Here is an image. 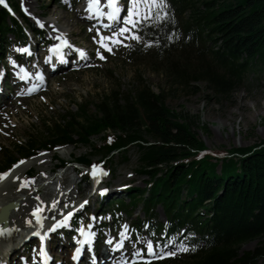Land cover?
<instances>
[{"label":"trees","instance_id":"trees-1","mask_svg":"<svg viewBox=\"0 0 264 264\" xmlns=\"http://www.w3.org/2000/svg\"><path fill=\"white\" fill-rule=\"evenodd\" d=\"M167 3V18L145 26L143 36L152 44L146 55L171 83L187 89L204 80L216 95L228 98L249 72L264 71V0ZM8 32L24 36L19 23L0 8V33ZM137 83L123 99L118 91L103 95L93 113L79 104L75 114L63 117L64 124H45L40 137L17 151L26 156L39 144L50 149L72 143L92 150L75 158L91 164L94 154L117 152L127 159V148L134 144L141 154L137 171L150 180L146 188L128 189V205L141 202L153 212L161 204L171 229L188 225L205 242L200 247L190 239L191 253L182 264H256L264 258V140L258 149L257 144L235 148L213 161L212 155L200 154L205 146L192 128L197 116L168 109L164 91ZM123 205L128 207L125 199L118 203ZM253 239L260 241L256 248L240 251Z\"/></svg>","mask_w":264,"mask_h":264},{"label":"rangeland","instance_id":"rangeland-1","mask_svg":"<svg viewBox=\"0 0 264 264\" xmlns=\"http://www.w3.org/2000/svg\"><path fill=\"white\" fill-rule=\"evenodd\" d=\"M17 1L23 15L38 29H43V35L38 37V34H36L37 36L34 37V40L30 39L34 44L33 47L39 45L41 49L40 42L44 38L53 36L48 31L49 28L51 26H61L67 30L73 41L86 46L91 52V61L86 65L74 66L69 71L58 74L57 80L55 79L56 76H53L44 92L38 96L16 98L17 104L20 106L16 115H12L14 109L11 105L6 107V115H1L0 118V127L5 123L11 129L0 134V165L5 162L8 156L19 158L16 151L17 145L27 146L29 139L40 137L45 128V121L50 123L58 121L64 124V115L67 113L75 114L77 111L75 103L86 105L89 112L93 113L95 111V103L103 95L118 91L120 95L122 94L120 98L123 99L124 95L129 91L133 92L138 88V80L143 81L144 84L156 92L164 91V104L168 109L180 111L187 117L197 116L192 128L199 139L202 140L208 152L224 155L228 150L235 148L252 147L254 144H257L254 149L261 147V141L264 140V71L261 73L256 71L249 72L244 83L230 92L228 98L216 95L204 80L192 82L191 84L195 89L193 87L184 89L171 83L167 78V74L162 69L156 70L155 66L147 59L135 58L133 60L129 58L128 50L136 48L142 40L128 39L124 43L129 45L128 47L122 44L113 48L111 52L102 48L97 43L99 37L93 26L90 24V27L83 28L80 19L74 12L73 8L78 6L81 0L70 2L66 0H29L27 6L24 5L23 0ZM124 15H126V12ZM74 19L75 22L72 21ZM43 21L51 22L49 26L42 24L43 27H41ZM71 22L74 24H71ZM115 29H111V31L103 33V35L110 36L112 30ZM46 32L49 34L46 35ZM27 35L28 39L25 43L30 42L29 38L32 33L27 31ZM93 37H96V40ZM8 39L15 42L12 35H8ZM97 49L100 50L105 59H100L97 56ZM15 50L16 45L11 43L6 47L5 51L11 55ZM9 62H13V58ZM63 82L64 84H62ZM62 90L63 92H61ZM22 94L24 93L20 95ZM202 125L206 127V130L201 128L203 127ZM92 141L98 143L100 138L93 137ZM68 150L70 154L60 153L61 151L68 152ZM90 150L88 146L66 145L48 152L42 151L37 155L48 153L57 155L61 160H68L69 158L73 160L80 154L88 153ZM238 155L234 154L233 156L238 157ZM128 156V160L125 161L119 155L114 154L111 157L113 164L109 166L111 177L105 175L103 178V181H107L109 186L116 190L119 189L118 191L127 185L142 188L147 179L146 176L135 172L139 164L138 151L131 148ZM94 158H97V156ZM58 163L59 160L52 157L42 164L53 167ZM34 169L37 174L35 177L30 178L31 181H35L40 176L47 174L46 171L42 172L37 164H35ZM70 169L71 166L66 165L63 170L70 171ZM9 170L12 169L10 168ZM215 172H220L219 166L216 167ZM72 174H69V177ZM74 181H79V178L75 177ZM79 188L83 194L91 191L85 182L80 183ZM63 190L61 189L60 191ZM72 192L75 194L74 190ZM55 194L54 192L53 195L55 196ZM122 195V193L119 194L118 192L115 197H121ZM94 199L93 197L91 202ZM81 204L82 202L78 203L77 206ZM98 205V203H92L88 208L91 211H95ZM157 214L158 221L164 222L165 216L160 207L157 208ZM79 215L80 218L84 217L82 210H80ZM144 217L142 207L138 206L133 210L130 218L125 220V224L129 223L130 220L139 221ZM100 220L106 222L110 219L107 216L96 218L97 222ZM108 229V227L103 228L105 231ZM150 235H152L150 232H144L141 239L138 236L133 243L136 244L140 240H150ZM171 239L176 241V237L172 236ZM257 245V241H248L241 245L240 250L249 251ZM182 248L183 246H179L175 253L182 252ZM178 259L175 261L171 260V262L169 260L168 264H179L184 259V256ZM258 264H264V260H259Z\"/></svg>","mask_w":264,"mask_h":264},{"label":"snow or ice","instance_id":"snow-or-ice-1","mask_svg":"<svg viewBox=\"0 0 264 264\" xmlns=\"http://www.w3.org/2000/svg\"><path fill=\"white\" fill-rule=\"evenodd\" d=\"M0 4H4V0H0ZM168 8L167 0H126L125 6L122 9L119 0H104V3H101V0H88L86 13L88 14V18L91 19L93 17H96L97 19L106 17L108 21H111V24H104L103 27L105 29H113L114 25L116 26L115 30H112V34L110 36L103 35L100 31V29H97V35L99 39L97 40V43L104 48L105 50L111 52L112 48L109 45V41L112 45H120L123 44V40L120 39L123 37L124 39H134L136 41L141 40V36L139 35L140 29L146 25L150 24L153 21H160L162 19L167 18V11ZM106 9V10H105ZM126 10V15L121 17L122 11ZM39 23V21H37ZM122 25V26H121ZM41 27L43 25L41 24ZM91 31V29H90ZM127 34V35H126ZM57 39L60 41L59 44L54 45L52 48L49 49L50 52H55L57 55L61 54V48L63 47H74L69 43V41L64 37V34L61 33L60 36L57 37ZM94 40H96V37H93ZM125 47H128L129 45L124 44ZM19 52L27 53V48H20L17 49ZM76 51L79 53L81 57H86V53L82 49H76ZM97 56L100 59H105V57L101 54L100 50L97 49ZM15 63V62H13ZM21 72L23 73L22 76H20L21 79H25L28 75V73L21 68ZM42 79V77H40ZM35 90V86H33V89L30 91ZM25 161H19L18 165H14V167H18L19 164H23ZM11 170L9 172L0 173V180L5 179L9 176ZM99 174L107 175L106 172L103 171V169L99 168L98 165L92 166V175L93 177H96ZM15 180L20 181L19 187L25 188L30 185V183L34 182L31 180H25L20 177H14ZM107 189L101 190V195L106 192ZM37 199H39L37 197ZM86 203V202H85ZM43 211L42 208L39 206L33 210V216L36 217L37 223H40L42 217L39 215V213ZM68 216H71V213H68ZM31 223V221H29ZM64 223H67V217H65ZM56 227H59V225H56ZM91 227V225H89ZM126 228L125 226V232H121L120 235L126 237ZM54 228L49 229V231H54ZM13 229L2 227L0 226V236H7L10 235ZM81 236L84 237L82 240L77 241L78 247L76 248V254L73 255V259H76L81 251L80 245L84 244H91L93 233L86 232L84 228L79 229ZM46 235V234H45ZM44 240V236H41V241ZM109 244H112V241H108ZM146 248V254L147 259L145 258L144 252L141 250H136L134 253V257H138L140 260L144 261V264H150V260L155 259H162L166 256H173L175 255L174 252L166 251V245H160L159 243L156 244L154 247L153 242L151 240H147L143 242ZM117 247H123V241H119L116 245L113 246V250ZM156 249H159L157 251ZM181 250L187 251L186 248H182ZM39 255L42 260V264H47L48 260L51 259V257L48 256L47 252L44 249L43 243L40 247ZM120 264H128L126 260H122ZM133 264H135V259L133 260Z\"/></svg>","mask_w":264,"mask_h":264},{"label":"bare ground","instance_id":"bare-ground-1","mask_svg":"<svg viewBox=\"0 0 264 264\" xmlns=\"http://www.w3.org/2000/svg\"><path fill=\"white\" fill-rule=\"evenodd\" d=\"M23 2L25 4V6H27V3L29 2V0H23ZM80 9L78 7H74V12L76 13L77 16H80L79 15ZM83 19H84V21H81L80 23H81L82 27L84 28L88 24L87 21L89 20V18H88V16H85ZM51 21H48V22L43 21L42 24L49 26ZM72 21L75 22V19ZM71 24H74V23L71 22ZM54 27L57 28V26H51L48 31L52 35H54V34L58 35V31H56V28H54ZM57 30L60 31V29H57ZM46 35H48L47 32H46ZM122 40H123V44H124L126 42V40H128V39H124L122 37ZM109 45L113 49L115 47L121 46L122 44L112 45L111 42L109 41ZM86 62L87 61H85V64H86ZM42 63L43 62L41 61L40 64H42ZM71 67H72V65L69 68L71 69ZM69 68L67 66L66 68L57 69V72L55 75L56 77L54 76L55 79L57 80L58 74L63 73V72H67L69 70ZM62 84H64V82ZM61 92H63V90ZM79 104L80 103H75V107L78 108ZM8 105H11L14 109L12 111L13 112L12 115H16L18 113V108L20 106L14 101L13 98L8 99V101L6 102V106H8ZM3 113H5V110L2 111L1 115H3ZM1 115H0V118H1ZM10 129H11L10 126L5 125V123H3L0 127V134L5 133L6 131H8ZM39 145L34 149L35 153L39 154L42 151L48 152V149L42 147L41 145L39 146ZM66 151H61L60 153L61 154H65V153L70 154L69 150H68V152H66ZM54 155L55 154L42 153L41 155L33 156V157H31L32 159H28L25 161V163L20 164L18 167H16V169H14L12 171V172H14L13 175L9 174L8 177H6L3 180H0V205L5 204V203L12 201V200H15L19 203L18 208H16V210L15 209L11 210L8 214L7 228L13 229L11 234L8 235L9 241L14 242L15 237L22 238V239L29 238V237L31 239H33V236L37 237L35 232H38L39 229L31 230V232H29L26 227H29L27 225L29 223V221H31L33 223L32 213H33V210L36 209L38 206L40 208L44 207V208H42L43 209L42 212L44 215L46 213L47 218H51L53 215H55V216L61 215L62 212H59L58 209L53 206V202H50L48 200L52 196L53 190L49 187V185H45V184L42 185L43 182L47 179L46 176H40L39 180H36L35 182L30 183V185L28 187H25V188H20L19 187L20 181L14 179V177H20L22 179H25V174L27 172V169L33 164H37L39 166V169L42 171L51 170L52 166H44L42 163L50 160L52 158V156H54ZM28 156L29 155H26L27 158H29ZM63 175H65V174H63ZM65 182H67V181L65 180L63 182V185H66ZM39 189L42 192L41 196H39L37 193ZM71 190H72V187L63 192L64 198L62 199V201H65L67 206L71 204V201L73 199V194H72ZM58 192L59 191H56V194ZM37 197L39 199H37ZM63 213H65V212H63ZM64 220L65 219L62 218L60 221H58L54 225V229L57 228L56 225H61L62 223L64 224ZM36 226H38L39 228H45L44 227L45 225H43L42 223L40 225L36 224ZM51 226H52V224L47 226L48 230L51 229L50 228ZM32 231H35V232H32ZM50 233H52V231H50ZM52 235H53V238L51 237V235H49V238H48V241L46 242V244L49 247H53L52 244L55 242V244H57L59 247H61L63 243L56 236L55 232ZM126 237H127L126 239L124 237H120V239H119V241H123L124 246H125L124 247V257L133 254L135 252V249H136L135 245L129 246V244H128L129 237L128 236H126ZM36 239L37 238H35V240ZM6 241H8V240H6ZM3 244H0V258L1 259L2 258L4 259L5 252H6V251L4 252V250L2 248ZM140 244L144 245L143 243H140ZM6 246H7V244H6ZM19 248H20V246L17 247L15 245V248H13V250L19 249ZM1 253L3 255L2 257H1ZM17 253H18V251L15 252L14 254H17ZM11 257H12L11 258L12 261L15 260V258L13 256H11ZM111 257H112L111 251L106 252L105 254H101L99 256L98 262L108 260ZM118 258H119V260L122 259L121 256H119ZM11 259H9V262L11 261ZM63 259L65 262L67 261V257L64 255H63ZM83 262H85V260Z\"/></svg>","mask_w":264,"mask_h":264},{"label":"water","instance_id":"water-1","mask_svg":"<svg viewBox=\"0 0 264 264\" xmlns=\"http://www.w3.org/2000/svg\"><path fill=\"white\" fill-rule=\"evenodd\" d=\"M16 206H17V203L12 201V202H9V203H7L1 207V209H0V220L3 221V226L6 224V221H7L6 217H7V214L9 212V209L15 208Z\"/></svg>","mask_w":264,"mask_h":264}]
</instances>
